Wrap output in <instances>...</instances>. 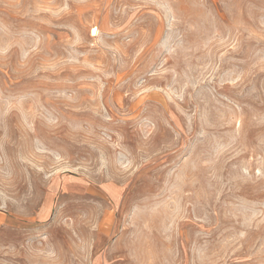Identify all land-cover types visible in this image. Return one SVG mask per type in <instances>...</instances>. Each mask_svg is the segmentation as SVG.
Segmentation results:
<instances>
[{"label":"rangeland","instance_id":"rangeland-1","mask_svg":"<svg viewBox=\"0 0 264 264\" xmlns=\"http://www.w3.org/2000/svg\"><path fill=\"white\" fill-rule=\"evenodd\" d=\"M0 264H264V0H0Z\"/></svg>","mask_w":264,"mask_h":264},{"label":"crops","instance_id":"crops-1","mask_svg":"<svg viewBox=\"0 0 264 264\" xmlns=\"http://www.w3.org/2000/svg\"><path fill=\"white\" fill-rule=\"evenodd\" d=\"M87 193H91V192L89 191ZM51 197L52 196L50 195V193L49 195L45 196L44 200L42 201L41 207L39 208L38 212L35 214L34 218L38 222L46 221L50 217V214H51L50 207H51V202H52ZM1 224H13V221H11V219H9L7 215L3 214Z\"/></svg>","mask_w":264,"mask_h":264}]
</instances>
